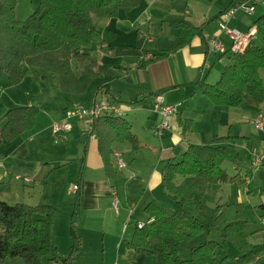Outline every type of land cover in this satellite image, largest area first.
Segmentation results:
<instances>
[{
    "label": "crops",
    "instance_id": "0c3cea01",
    "mask_svg": "<svg viewBox=\"0 0 264 264\" xmlns=\"http://www.w3.org/2000/svg\"><path fill=\"white\" fill-rule=\"evenodd\" d=\"M240 1L246 0H138L135 8L121 11L116 17L95 19L102 40L92 44L89 51L107 69L81 94L66 95L59 90L54 77L49 80L39 75L31 78L29 70H25L23 79L17 84H11L4 75L0 77V117L16 106L38 108L30 130L0 145V199L9 204L41 203L55 207L53 243L58 253L65 256L71 244L69 215L75 194H78L79 208L73 224L81 242L71 264H153V257L130 246L134 228L128 229L126 224H129L131 207L125 223L120 218L119 199L117 212L111 206V186H124L140 177L145 188L140 202L146 204L155 197L164 199L160 166L180 157L190 144H199L214 135L228 137L224 144L237 153L236 163H232L236 174L231 176L229 183L242 186L237 189L240 198L254 193L246 187L251 181L248 176L253 174L252 170L264 167V158L259 167H253L250 158L253 150L264 156V131L257 130L258 135L253 140L249 127L252 118L264 116V98L243 94L238 106H216L198 86L199 83H215L222 68L231 63L229 55L236 54L229 50L224 53L211 51L207 40L215 38L230 49L234 41L219 28V15L230 7L235 8ZM263 13L264 3L261 2L255 4L252 13L236 7L226 26L242 34L254 28L253 39L258 40L253 21ZM181 19L200 28V33L167 57L140 67L142 60L172 46L179 31L174 22ZM261 78L264 84V70ZM157 93L162 94L164 103L175 108L167 117L169 127L160 136L154 133L163 118L154 105ZM102 99L120 107V116L130 123L138 141L136 149L125 141L112 143L111 160L118 175L114 180L104 169L95 133L87 130L82 121L69 119L72 129L56 143L50 135L51 123L66 119L67 108L77 104L89 107ZM185 120L190 122L183 129ZM134 124L138 125L135 130ZM142 148L151 154L142 158L146 162L144 166L138 164ZM114 152L122 156L132 153V162L125 161L124 169L118 170ZM242 166H246L243 175ZM16 175L21 178H15ZM24 177L29 179L25 181ZM61 184H67L69 189L77 185L78 189L68 193V188L65 190ZM63 212L65 219L58 223ZM133 214L132 207L131 216ZM136 222L142 221L134 219L132 224ZM58 231L63 239L57 245ZM42 263L47 264L46 259H42ZM1 264L25 263L14 257Z\"/></svg>",
    "mask_w": 264,
    "mask_h": 264
},
{
    "label": "trees",
    "instance_id": "16d2710c",
    "mask_svg": "<svg viewBox=\"0 0 264 264\" xmlns=\"http://www.w3.org/2000/svg\"><path fill=\"white\" fill-rule=\"evenodd\" d=\"M17 0H0V77L11 84L19 83L29 70L31 78L49 80L54 77L59 90L66 95L83 93L89 83L106 71L89 51L92 44L101 42L95 19L116 17L119 12L135 8L138 0H39L38 5L23 20L15 16ZM178 34L172 46L140 62V67L167 57L200 33V28L188 20L174 22ZM259 35L251 40L243 52L230 54L231 63L225 65L213 84L198 86L216 106L235 107L243 94L264 98L261 72L264 70V13L253 21ZM73 63L75 65L73 66ZM38 113L34 105L9 108L0 117V145L12 142L30 130ZM190 120L184 121L186 128ZM92 130L104 169L111 179L118 177L113 168L112 143L128 142L138 147L130 123L120 114H105L94 121ZM228 137L211 136L190 144L178 158L167 160L161 168V186L165 194L178 206L171 208L152 199L143 206L146 219L134 224L129 240L137 252L153 256V264H264V235L256 242L244 232V221L224 224L222 238L240 252L237 258L224 254L216 257L218 242L205 240L191 247L189 257L178 256L179 243L190 240L204 230V225H221V205L211 207L202 201L212 185L232 179L223 168L224 162L236 163L237 153L226 146ZM140 177L127 186L126 203L137 205L143 194ZM78 194L69 215L71 238L67 255L61 256L53 243L55 207L48 204H9L0 199V264L7 258L18 257L25 264H47L61 261L71 264L80 247V235L73 219L78 214ZM130 214L129 223L134 218Z\"/></svg>",
    "mask_w": 264,
    "mask_h": 264
},
{
    "label": "rangeland",
    "instance_id": "374dc122",
    "mask_svg": "<svg viewBox=\"0 0 264 264\" xmlns=\"http://www.w3.org/2000/svg\"><path fill=\"white\" fill-rule=\"evenodd\" d=\"M38 2L39 0H17V4L15 7L16 18L19 20L25 19L32 12L34 7L38 5ZM74 65L75 63H73V66ZM212 82H215V81H212ZM127 102H131V101H127ZM258 117H264V116L261 115V116L252 118L251 119L252 124L249 127L250 137L253 140H256V137L258 135L257 129L254 127L253 121ZM134 126L135 127L133 129L135 130L138 125L134 124ZM50 135L52 136V133ZM150 135L153 138L152 133ZM155 142L157 143L156 140ZM156 148H159V147L156 146ZM146 155H151V154L148 150H145L142 148L139 153L140 160L138 161V164L140 166L146 165V162L142 159V158L146 159L147 158ZM123 158L124 160L126 159L125 161H128L130 164L132 162L133 155L132 153L131 154L126 153L123 155ZM163 164L160 166V170ZM223 168L226 170L229 176H233L236 174V170H235L236 167L232 163L224 162ZM245 169H246V166H242L241 175H243L246 172ZM252 173L253 174L248 176V178L251 179V181L249 182V184L248 183L246 184V187L249 188L251 191H254V193L249 196L248 194L244 195L246 198H243V197L240 198L237 193L238 187L241 188L242 186L233 185V184L230 185L229 181L223 184L212 185L210 187V189L203 196L202 201L211 207H214L216 205H221L220 220L222 223L218 227L209 226L205 224L204 230L201 234H199L198 236L190 240L182 241L181 243H179L178 256L180 258L182 259L188 258L191 247L196 246L197 244L205 240H213V241L218 242V246L215 249L216 257L220 258L222 255L227 253L231 255L234 259L237 258L240 255L239 250L232 243L224 240L221 236L222 228L224 224H226L227 222L244 221L245 222L244 232L247 235L248 239L252 242L258 241L264 235V222H263V219H264V167H261L260 170L258 171L254 169L252 170ZM61 186H64L65 190L68 188L67 184H63V185L61 184ZM127 186L128 184L124 186H119L116 188L118 190V195H119L118 199L120 201V204H119L120 205L119 211L121 214L120 218H122V220L125 221V223L128 221V217H129L128 216L129 206L126 203ZM161 189L163 191V197L165 196V198L164 199H162L161 197L159 198L155 197V198L158 201L162 202L163 204L171 208H176L178 205L165 194L162 186H161ZM70 190L71 189L68 188V193H70ZM258 191L261 192L260 195H258L259 193ZM144 204H145L144 202H139L137 205L133 207L134 208L133 218L136 219L137 221H143L146 219V215L143 212ZM261 204L263 205L262 207L260 206ZM121 209L123 211H121ZM64 212L60 214V218H58L60 220L58 223L61 222V219L63 218L65 219L64 214L66 215V213ZM108 226H110L111 228L114 227L112 223H108ZM126 226L128 227V229L134 228V225L132 223L126 224ZM69 227H70V221H69ZM59 236H60V233L58 231V233L56 234V239H55V241L57 242L56 243L57 245H58V242L62 243V239H63V236H60V237Z\"/></svg>",
    "mask_w": 264,
    "mask_h": 264
},
{
    "label": "built area",
    "instance_id": "2783aa9c",
    "mask_svg": "<svg viewBox=\"0 0 264 264\" xmlns=\"http://www.w3.org/2000/svg\"><path fill=\"white\" fill-rule=\"evenodd\" d=\"M264 3V0H246L240 1L235 5L236 7H240L247 13H252L254 10V6L256 3ZM234 7H230L227 10L223 11L219 15V28L228 34L233 39V44L230 49L224 47V45L215 38H211L207 40L208 49L211 51L224 53L225 51L229 50L234 53L243 52L246 48L248 42L254 38L255 29L251 28L246 33H239L235 30L229 29L226 26V21L228 18L233 14ZM154 105L159 110L161 115L163 116L161 122L155 127L154 133L157 136H160L163 130L167 129L168 120L167 117L169 114L173 113L175 108L173 105L164 103V99L162 94L157 93L154 95ZM121 109L120 107L109 100L102 99L99 101H95L91 106L87 107L82 104H77L72 107H69L65 110L66 119L64 120H55L51 123V133L53 136V141L57 142L60 138L65 137V133L70 131L73 127L72 122L69 120L71 118L79 119L84 123L87 130H91L94 121L105 115V114H120ZM254 127L259 131H264V117H258L253 121ZM114 161L117 169H122L126 166V162L120 152H114ZM263 161V154L258 153L257 151L253 150L250 158V163L253 167H258L261 165ZM15 178H21L19 175H16ZM25 181L29 178L24 177ZM78 189L77 185L73 186L70 190V193H74ZM111 206L115 212L118 210V197H117V189L115 186H111ZM130 213L132 214V208L130 209ZM264 222V219H263ZM51 264H63L61 261H53Z\"/></svg>",
    "mask_w": 264,
    "mask_h": 264
}]
</instances>
